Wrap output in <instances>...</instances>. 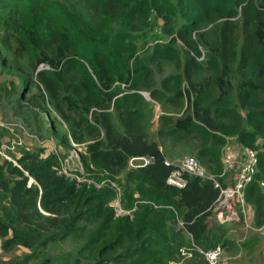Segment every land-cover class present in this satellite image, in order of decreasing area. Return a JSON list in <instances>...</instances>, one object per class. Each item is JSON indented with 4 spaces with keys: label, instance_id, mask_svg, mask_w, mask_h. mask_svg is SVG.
Masks as SVG:
<instances>
[{
    "label": "trees",
    "instance_id": "1",
    "mask_svg": "<svg viewBox=\"0 0 264 264\" xmlns=\"http://www.w3.org/2000/svg\"><path fill=\"white\" fill-rule=\"evenodd\" d=\"M67 6L87 33L105 39L101 47L84 48ZM150 11L161 17L163 33L171 40L166 46H155L147 62H140L127 33L109 36L104 29L120 19L126 28L138 31ZM175 17L180 18L177 23ZM209 25L215 27L211 43L202 34L193 39ZM177 42L185 49V86L183 81L170 84L167 78L161 87L174 95L168 98L158 90L150 95L174 106L186 103L189 110L181 119H165L171 126L165 135L179 141L195 136L203 147L210 143L198 154L212 158L221 140L211 132L222 129L217 123L224 121L234 124L241 144L252 147L256 136H264V0H178L175 5L170 0H0V63L18 70L17 61L28 59L36 79L23 80L20 100L34 89L29 100L51 107L71 125L76 144L89 141L82 156L88 171L107 172L112 183H116L114 176L124 172L127 183L149 188L135 199L125 187L126 207L134 204L135 210L132 218L115 217L111 204L116 191L110 183L97 187L96 182L81 183L59 175L56 154L26 153L18 166L0 160V246L30 252L19 261L2 264H55L49 248L69 240L83 243L77 252L81 257L69 255L61 264H155L163 258L171 262L184 246L186 234L204 252L228 245L226 232L208 224L220 189L225 188L222 180H216L220 185L216 188L213 180L182 174L184 188L168 185L176 167L166 166L160 147L148 141L141 98L132 93L141 78L150 82L148 65L178 58ZM199 45L209 49L205 65L189 55L200 57ZM120 64L126 67L116 76ZM203 70L210 77L194 83L192 75ZM117 82L125 86L123 91L113 88ZM233 99L245 112L252 132L243 129L239 114L227 107ZM66 141L65 136L60 145ZM132 158H149L151 163L129 169ZM217 168L220 171L219 163ZM257 168L243 194L244 201L256 206L255 227L259 228L264 226L259 207L264 153L258 155ZM178 221L182 228L175 231ZM185 264L207 263L195 256Z\"/></svg>",
    "mask_w": 264,
    "mask_h": 264
},
{
    "label": "rangeland",
    "instance_id": "2",
    "mask_svg": "<svg viewBox=\"0 0 264 264\" xmlns=\"http://www.w3.org/2000/svg\"><path fill=\"white\" fill-rule=\"evenodd\" d=\"M59 2L63 3L62 1ZM170 2L175 5L178 0H170ZM65 10L69 19L84 39V48L89 50L93 46L98 45L101 47L105 39L87 33L83 24L76 17L75 12L68 6ZM122 18L124 19V17ZM160 18L161 17L156 15L154 11H150V15L147 20L143 22L138 31L129 30L119 19L110 22L105 27L104 34H109V36H111L119 31L127 33L130 36L129 42L136 48L135 58L140 62H147L155 46H166L171 40L170 36L163 33L162 28L164 25ZM179 19V17L174 18L176 23ZM214 30V26H206L201 31L196 32L193 39L197 40V38H199L198 35L202 34L207 42L211 43ZM238 35L240 36L239 33ZM175 47L178 51V58L175 61L161 60L159 63L148 65L152 72L150 82L141 78L140 80H142V82L139 84V88L132 91V93H136L141 98V106L143 107L144 113V120L142 123L144 132L148 141L157 143L160 150L166 156L167 162L180 167L185 158L192 157L197 161L198 167L204 171L206 178L213 180L221 179L225 188L233 189L247 161L246 149L254 152L258 159V155L264 153V136H256L255 143L252 147L245 146L240 143L238 132H236V129L233 127L234 124L220 121L217 124H221V126H223L222 129L211 132V134L218 136L221 140V142L216 145L212 158L210 156L203 157L198 154L202 149L209 148L211 146L210 143H207L206 147H203L199 139L195 136L187 141H179L167 137L165 132L168 131L171 126L167 124L165 119L169 118L171 120H176L183 118L189 110V105L180 103L179 106H174L166 100L152 98L150 91L158 90L166 94L169 98L174 94L164 91L161 87V82L167 78L170 84L183 81L185 49L178 42L175 44ZM198 47L200 57L197 58L190 52L189 55L198 63L205 65L209 59V49L202 45ZM28 63V59L17 61L18 65L16 66L19 68L18 70L10 66H3L0 63V160L5 159L14 166H18L17 161L22 155L44 150L45 156L50 153L58 155L60 160L59 171L68 179L76 180L81 183L87 182L88 184L96 182L98 183V186L95 184L97 187L109 183L111 184L112 182L108 179V176H111L109 173L96 172L95 175L92 171H88L82 164V156L86 154V147L89 143L88 140H84L83 143L78 144L79 146L76 149V153L81 159L80 163L74 158L71 160L69 159L73 151L70 144V141H73L70 135L71 125L62 120L51 107L39 105L29 100V97L36 93L34 89H30L25 100H20L19 96L23 89V80L25 78H29L33 81L36 80L35 75H33V68L30 67ZM124 67L126 66L122 64L118 65L115 70V75L118 76V74H123ZM210 75L208 70H203L194 73L191 80L194 83H200L209 78ZM182 86H185V81H183ZM124 87L123 84L118 82L113 86L114 89L119 91H123ZM209 95L214 97L215 92L210 91ZM232 96L233 95H231V99ZM227 107L231 112L235 110V112L239 114L243 129L247 132H252V129L247 124L245 112L237 107V102L234 99ZM112 119L117 129L121 131L122 125L114 112ZM18 126H21L26 134H24ZM65 136L67 137L66 145L62 146L60 145V139ZM208 138L211 139L210 137ZM20 142L21 145L17 146L16 144ZM218 163L220 165V171L217 168ZM128 168L130 169L129 166ZM256 171L257 173L259 172L258 168ZM94 177L99 180L94 181L92 179ZM114 179L116 180L115 186H118L117 188L121 194L119 195L120 199L119 196L116 197L118 198L117 208L126 213L125 216H130L132 218L131 213L135 210V207L133 208L134 204L131 208L126 207L127 199L124 192L125 187L130 188V192L135 199H138L139 196H141L140 193H144V191L149 188L139 186L132 181L127 183L124 172L118 176H114ZM261 184H264V181L259 182L260 194L262 197L259 207L264 215V188ZM242 198L243 202L254 208L255 205L253 206L251 203L244 201V194ZM143 202L145 201H141L140 203L144 204ZM230 205L229 209L220 208L218 210H212L208 220L210 228H220L226 232L225 240L228 245L222 248L218 264H264V226L259 228L255 227V213L250 214L244 211L243 203L239 202L238 198H235ZM180 228L181 226L178 221V225L175 226L174 230L177 231ZM1 242L0 240V245ZM82 246V242L69 240L64 243L53 245L49 248V254L54 259L55 264H61L62 262L60 260L69 255H71L73 259L80 258L81 256H79L77 252ZM180 250H183L186 254L182 255ZM29 253L28 250L23 248L4 250L0 246V264L19 261ZM195 256H202V258H204L186 234L184 236V246L178 250V254L174 261L167 262L163 258L161 262L155 264H185ZM86 263L89 264L90 261H85V264Z\"/></svg>",
    "mask_w": 264,
    "mask_h": 264
},
{
    "label": "built area",
    "instance_id": "3",
    "mask_svg": "<svg viewBox=\"0 0 264 264\" xmlns=\"http://www.w3.org/2000/svg\"><path fill=\"white\" fill-rule=\"evenodd\" d=\"M45 69H48V67H45ZM20 130L26 134L25 130L21 127L18 126ZM70 144L73 148L72 154L69 157V159H76L78 163H80L81 159L76 153V149L78 148V144L74 143L73 141H70ZM15 145V144H14ZM13 145V147H14ZM17 146L21 145V142L16 144ZM246 164L234 186L233 189H220V196L217 200L216 205L214 206L213 210H218L220 208L222 209H229L230 208V203L233 202L235 198H238L240 202H243V190L244 188L252 182L254 175L256 174V169H257V164H258V159L255 155L254 152L250 151L249 149H246ZM1 155V154H0ZM151 163V160L149 158H132L128 162V166L132 169L138 168V167H145ZM59 165H60V160H59ZM165 165L166 166H174L173 164L167 162L165 160ZM176 167V170H174L170 176L167 179V184L170 186H173L177 189H182L185 187L186 183L185 180L182 178V174H188L192 176H196L202 179H209L213 180L210 178H206L204 171L200 169L197 165V161L194 160L192 157H187L182 161V164L180 167ZM60 169V167H59ZM59 175H62L60 171H58ZM65 176V175H64ZM66 177V176H65ZM215 187L220 188L219 183L216 182V180H213ZM32 180L29 181L28 187L31 185ZM112 188L116 189V197L121 195L119 189L115 186V183L110 184ZM262 187L264 188V184H261ZM120 199V196H119ZM118 206V198H115L114 201L111 204V207L114 209L115 212V217H121L125 216L126 213L122 212V210L117 208ZM128 214V213H127ZM181 228H182V223L179 222ZM199 252L203 255L204 260L206 261L207 264H218V260L221 256L222 252V247L218 246L214 250L204 252L200 249H198ZM182 255H185L186 253L183 250H180Z\"/></svg>",
    "mask_w": 264,
    "mask_h": 264
},
{
    "label": "crops",
    "instance_id": "4",
    "mask_svg": "<svg viewBox=\"0 0 264 264\" xmlns=\"http://www.w3.org/2000/svg\"><path fill=\"white\" fill-rule=\"evenodd\" d=\"M242 203H243L244 211L249 212L250 214H254V208L252 206L247 205L245 202Z\"/></svg>",
    "mask_w": 264,
    "mask_h": 264
},
{
    "label": "clouds",
    "instance_id": "5",
    "mask_svg": "<svg viewBox=\"0 0 264 264\" xmlns=\"http://www.w3.org/2000/svg\"><path fill=\"white\" fill-rule=\"evenodd\" d=\"M166 160V159H165Z\"/></svg>",
    "mask_w": 264,
    "mask_h": 264
}]
</instances>
